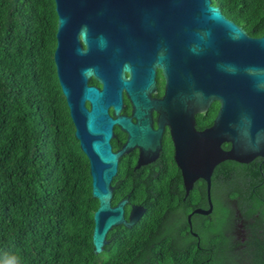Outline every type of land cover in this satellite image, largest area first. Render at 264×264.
<instances>
[{"label": "trees", "instance_id": "trees-1", "mask_svg": "<svg viewBox=\"0 0 264 264\" xmlns=\"http://www.w3.org/2000/svg\"><path fill=\"white\" fill-rule=\"evenodd\" d=\"M212 3L264 35V0ZM57 23L55 0H0V264H264L262 156L219 163L213 209L191 224L209 204L205 180L186 195L179 169L141 182L122 165L113 204L130 194L145 212L95 252L99 200L58 82Z\"/></svg>", "mask_w": 264, "mask_h": 264}, {"label": "water", "instance_id": "water-1", "mask_svg": "<svg viewBox=\"0 0 264 264\" xmlns=\"http://www.w3.org/2000/svg\"><path fill=\"white\" fill-rule=\"evenodd\" d=\"M55 3L58 23L54 62L76 125L75 136L90 162L92 194L99 200L93 215L95 252L104 250L113 227H131L145 212L143 206L133 205L127 218V199L112 205V181L118 174L119 156L135 146L152 148L153 135H158L154 146L159 147L161 129L153 131L146 116L157 109L169 119L172 95L177 112L188 113V99L199 92L193 76L207 86L206 96L200 91L198 111L207 109L214 98L221 101V108L213 125L205 130L198 131L192 119L191 131L177 142L176 158L187 190L199 178L206 181L210 207L192 213L209 214L213 209L215 167L228 159L250 162L264 157V35L248 34L212 0ZM154 61L167 75L184 77L172 94L167 91L159 101L151 96L155 88ZM124 71L130 72V78ZM90 75L101 80L102 89L87 86ZM124 91L137 122L130 116L109 115L111 106L116 114L122 110ZM86 99L90 109L85 107ZM114 124L129 134L118 153L110 144ZM225 142L231 143L230 149L223 148Z\"/></svg>", "mask_w": 264, "mask_h": 264}, {"label": "flooded vegetation", "instance_id": "flooded-vegetation-1", "mask_svg": "<svg viewBox=\"0 0 264 264\" xmlns=\"http://www.w3.org/2000/svg\"><path fill=\"white\" fill-rule=\"evenodd\" d=\"M229 18V17H228ZM232 20V19H231ZM234 21V20H233ZM238 24V23H237ZM260 37V36H256ZM85 47V45H84ZM153 67L155 69V88L152 91V98L155 100H162L165 98V95L168 91V94L171 93V91L176 87V83L180 82L182 79H184L183 75L181 77L177 76V74H166L164 71V68H162L156 61L153 62ZM57 72V70H56ZM124 74L126 77L130 78V72L124 71ZM58 77V75H57ZM183 77V78H182ZM197 77V76H196ZM195 76H193L194 85L198 86L199 92L196 93V96L189 98L188 100V113H178L177 107H175V97L171 98V102L173 103V107L171 110V117L167 119V117L164 118V116L161 115V113L157 109H152L151 115L146 116L150 123V128L153 131H156L158 129H161V137H160V145L159 147H155V143L159 141L158 135H153L152 137V148L143 149L140 146L132 147L126 151H124L119 156V165H118V174L114 177H118L120 173V168L122 165L130 166L135 170L134 175L140 177V181H143V177H149L153 175V177H159L161 172H164L163 170L167 168L171 169H180L176 154H177V142L182 141V135L186 134V132L191 131V122L192 119H194L195 128L198 131H202L207 129L208 127L212 126L214 123L215 118L217 117L219 110L221 108V101L217 98H214L211 100L210 105L207 107V109L203 111H198V107L196 106L197 102H200V97L202 96L201 92L206 89V83L202 84V79H197ZM59 82V78H58ZM87 86H96L100 89H102L103 84L99 78H97L95 75H90L87 78L86 81ZM60 85V82H59ZM61 86V85H60ZM216 88V87H215ZM214 90V89H212ZM220 90V89H219ZM201 91V92H200ZM221 92V91H220ZM172 94V93H171ZM203 96L207 95V91L203 92ZM64 95V94H63ZM65 97V96H64ZM200 99V100H199ZM66 100V98H65ZM66 104L69 110V114L72 120V123L74 124L75 130L76 125L72 119L70 108L68 106L67 100ZM85 107L90 109L91 103L89 100H85ZM109 115L112 118H116L117 116H127L132 117L133 122H137V119L133 117V108L130 99L128 98L127 93L123 92V107L119 114L115 113L114 108L111 106L109 108ZM211 120V121H210ZM74 130V135H75ZM76 137V136H75ZM129 137V134L127 131L123 130L122 127L118 124H114L112 128V136L110 138V144L112 147V151L114 153H118L123 150L124 146L126 145L127 139ZM77 138V137H76ZM78 139V138H77ZM79 140V139H78ZM79 146H80V140H79ZM224 149H230L231 143L225 142L223 143ZM155 147V148H154ZM81 148V147H80ZM87 156V155H86ZM88 158V157H87ZM89 162V159H88ZM223 162V161H222ZM89 168H90V162H89ZM131 175V174H130ZM182 175V171H181ZM125 178H130L129 174L125 176ZM183 178V175H182ZM92 179V176H91ZM113 179V181H114ZM204 180L203 178L197 179L193 186L187 190L184 178H183V185L186 191V195L194 190L195 184L200 181ZM112 181V185H113ZM114 188V186H113ZM115 190V189H114ZM114 190H113V197H114ZM129 195L122 197L118 203L123 200L127 199L128 202L125 205V214L126 217L129 218L130 212L132 210L133 205H139L143 206L138 203L130 202ZM117 203V204H118ZM117 204H113V198H112V205L116 206ZM144 207V206H143ZM210 206L208 204L207 207H196L195 209H208ZM191 211L188 214L192 213ZM193 214V213H192ZM192 216V215H191ZM189 221V219H188ZM190 223V222H189Z\"/></svg>", "mask_w": 264, "mask_h": 264}]
</instances>
